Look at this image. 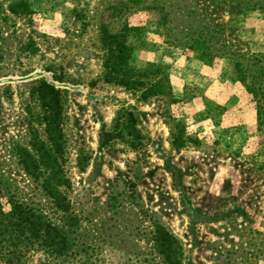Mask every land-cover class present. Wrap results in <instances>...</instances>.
<instances>
[{
    "label": "rangeland",
    "instance_id": "rangeland-1",
    "mask_svg": "<svg viewBox=\"0 0 264 264\" xmlns=\"http://www.w3.org/2000/svg\"><path fill=\"white\" fill-rule=\"evenodd\" d=\"M235 2L0 0L2 168L24 194L49 204L14 153L28 145V119L41 113L31 88L55 86L68 200L99 237V264H117L123 250H151L147 240H132L142 212L155 213L177 238L183 264H264V122L233 61L191 41L207 23L220 31L217 48L264 54V9L231 12ZM103 27L124 35V64L147 71L144 87L110 80ZM80 154L91 157L83 171ZM46 259L34 252L27 264Z\"/></svg>",
    "mask_w": 264,
    "mask_h": 264
},
{
    "label": "trees",
    "instance_id": "trees-1",
    "mask_svg": "<svg viewBox=\"0 0 264 264\" xmlns=\"http://www.w3.org/2000/svg\"><path fill=\"white\" fill-rule=\"evenodd\" d=\"M236 1L231 12L264 9V0ZM161 18L164 22L165 14ZM219 34V30L211 29L206 23V27L196 29V38L191 41L194 45L202 44L204 54L218 58L224 56L233 61L236 80L252 99L260 125L264 122V54L234 52L225 46L217 48L215 40ZM101 36L104 66L110 80H117L130 89L144 87L147 71L134 72L124 64L128 59L124 35L109 33L103 27ZM152 90V87L145 88V92ZM30 91L31 100L36 99L40 103L41 113L28 119V145L17 147L14 155L16 164L29 181L38 186L49 204L43 205L33 195L24 194L11 175L3 170L0 160V264H27L34 252L46 255L45 264H99L103 262L99 237L85 231L81 217L74 212L68 200L71 181L64 171L65 139L61 127L60 90L40 81ZM33 120L43 127L45 140L32 126ZM107 138L108 134L104 133L101 146ZM90 159L89 155L80 154L77 159L79 169L85 170ZM142 213L135 215L132 240L143 238L152 248L146 253L123 250L117 264H183L182 246L173 233L155 213ZM145 222L148 226L142 229ZM112 244L115 245L113 240Z\"/></svg>",
    "mask_w": 264,
    "mask_h": 264
},
{
    "label": "crops",
    "instance_id": "crops-1",
    "mask_svg": "<svg viewBox=\"0 0 264 264\" xmlns=\"http://www.w3.org/2000/svg\"><path fill=\"white\" fill-rule=\"evenodd\" d=\"M248 16H249V14H248ZM248 16H247V17H248Z\"/></svg>",
    "mask_w": 264,
    "mask_h": 264
}]
</instances>
